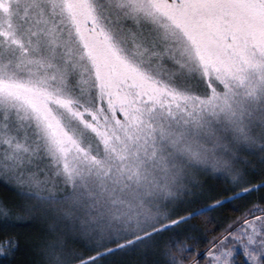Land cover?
<instances>
[{"label":"snow or ice","instance_id":"6c2138e0","mask_svg":"<svg viewBox=\"0 0 264 264\" xmlns=\"http://www.w3.org/2000/svg\"><path fill=\"white\" fill-rule=\"evenodd\" d=\"M0 264H264V0H0Z\"/></svg>","mask_w":264,"mask_h":264}]
</instances>
